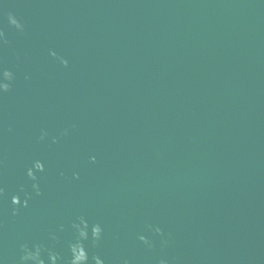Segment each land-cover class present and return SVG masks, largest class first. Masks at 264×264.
<instances>
[{
    "label": "water",
    "instance_id": "water-1",
    "mask_svg": "<svg viewBox=\"0 0 264 264\" xmlns=\"http://www.w3.org/2000/svg\"><path fill=\"white\" fill-rule=\"evenodd\" d=\"M0 33V264H67L79 217L89 264H264V0H0Z\"/></svg>",
    "mask_w": 264,
    "mask_h": 264
},
{
    "label": "clouds",
    "instance_id": "clouds-1",
    "mask_svg": "<svg viewBox=\"0 0 264 264\" xmlns=\"http://www.w3.org/2000/svg\"><path fill=\"white\" fill-rule=\"evenodd\" d=\"M8 22L12 27H15L18 31H22V25L18 23V21L11 15H8ZM0 36H2V33H0ZM60 63L62 66H67V62L64 60H61ZM2 80L10 82L12 80V74L10 72L4 71L2 74ZM9 91V83L0 82V93H4ZM67 134L66 132L64 133ZM46 134H42L40 137V140H43ZM53 143H56V140L52 141ZM91 163H95V158L93 157L90 160ZM44 171L43 164L39 161H34L32 166L27 169L26 176L31 181H36L37 176L36 173H40ZM74 179L78 178L76 176L73 177ZM32 190L35 193V195L39 196L40 189L39 185L37 183L32 184ZM23 191V189H21ZM3 196V188L0 187V197ZM30 197L27 195L25 196L24 201L22 202L19 198V196H13L11 198V205L13 207L12 215L17 214V209L21 207H27V201ZM71 228L75 234V241L73 243H70L68 245V253L70 256V259L67 261V264H89V257L88 253L85 250V241L91 240L93 246L97 245L99 241L102 239L103 236V230L99 224H93L89 226L87 221L83 217L78 218L77 223H73L71 225ZM63 229H61L62 231ZM157 235H160V230H155ZM51 239L55 240L56 237L52 236ZM140 242L142 244L147 245L149 248L151 247L150 242L145 239V237L140 236L138 237ZM20 251L22 255L20 256V264H45V260L42 257V253L47 251L44 249L41 245H34L31 249L27 245H22L20 248ZM47 257L49 264H56V261L60 259V257L56 254H53L51 251H47ZM92 264H102V261L96 257L93 256L91 258ZM163 264V262H161Z\"/></svg>",
    "mask_w": 264,
    "mask_h": 264
}]
</instances>
